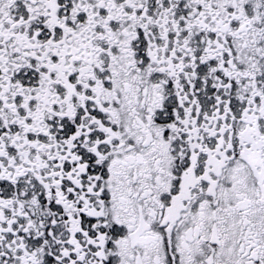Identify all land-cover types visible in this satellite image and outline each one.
<instances>
[{
    "label": "snow or ice",
    "instance_id": "obj_1",
    "mask_svg": "<svg viewBox=\"0 0 264 264\" xmlns=\"http://www.w3.org/2000/svg\"><path fill=\"white\" fill-rule=\"evenodd\" d=\"M0 264H264V0H0Z\"/></svg>",
    "mask_w": 264,
    "mask_h": 264
}]
</instances>
